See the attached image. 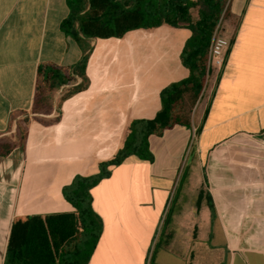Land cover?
<instances>
[{"label":"crops","instance_id":"0c3cea01","mask_svg":"<svg viewBox=\"0 0 264 264\" xmlns=\"http://www.w3.org/2000/svg\"><path fill=\"white\" fill-rule=\"evenodd\" d=\"M69 13L67 0H0V139L26 133L0 156V264L15 217L74 211L64 189L98 174L129 123L154 118L161 91L190 75L188 28L132 30L89 40L87 81L73 76L36 106L39 66L72 73L82 59L61 30ZM221 32L226 65L211 70L191 127L151 135V160L130 156L92 188L102 231L89 264H264V0H229Z\"/></svg>","mask_w":264,"mask_h":264},{"label":"trees","instance_id":"16d2710c","mask_svg":"<svg viewBox=\"0 0 264 264\" xmlns=\"http://www.w3.org/2000/svg\"><path fill=\"white\" fill-rule=\"evenodd\" d=\"M67 3L70 13L61 23V30L80 45L83 56L72 73L50 63L39 66L36 106L50 108L52 93L69 84L73 76L87 81L86 66L92 50L89 40L119 39L132 30L154 29L164 24L188 28L192 35L182 52V62L190 75L161 91L162 106L154 118L129 123L120 150L100 163L98 174L78 176L64 189V197L74 211L14 218L4 264H89L102 231V222L91 204L92 188L110 176L112 167L130 156L151 160V135L160 136L177 125L191 127L194 107L211 72L209 48L222 17L227 15L229 0H67ZM192 10L197 11L196 21L192 19ZM25 140L24 131L17 141L0 139V156H8Z\"/></svg>","mask_w":264,"mask_h":264},{"label":"built area","instance_id":"2783aa9c","mask_svg":"<svg viewBox=\"0 0 264 264\" xmlns=\"http://www.w3.org/2000/svg\"><path fill=\"white\" fill-rule=\"evenodd\" d=\"M219 31L220 29L217 27L209 48L208 69L210 71L213 68L223 69L225 67L231 46L230 40L222 36Z\"/></svg>","mask_w":264,"mask_h":264},{"label":"rangeland","instance_id":"374dc122","mask_svg":"<svg viewBox=\"0 0 264 264\" xmlns=\"http://www.w3.org/2000/svg\"><path fill=\"white\" fill-rule=\"evenodd\" d=\"M194 14H195V16L198 15L196 10L194 11ZM226 18H227V15L225 17H222V19H221V25H223V26L225 25ZM221 25H220V31L219 32H220V34L222 36H224L223 33L221 32ZM207 79H208V77H207ZM195 143H196V140H195V136H194V137H192V139H191V141L189 143V148H188V151H187V154H186L185 164L184 165L187 164L188 166H191V164L193 162V156L191 155V153H193V151L195 149Z\"/></svg>","mask_w":264,"mask_h":264}]
</instances>
